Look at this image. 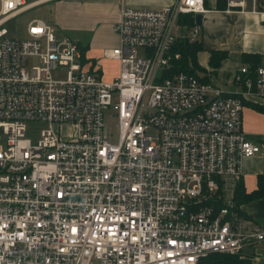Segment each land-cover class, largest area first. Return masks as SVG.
<instances>
[{
    "label": "built area",
    "instance_id": "obj_1",
    "mask_svg": "<svg viewBox=\"0 0 264 264\" xmlns=\"http://www.w3.org/2000/svg\"><path fill=\"white\" fill-rule=\"evenodd\" d=\"M39 4L0 0V264H255L247 248L264 229L235 194L241 160L262 151L243 130V97L264 98V65L235 73L238 94L166 76L177 40L200 34L196 20L182 31L181 16L206 10L175 0L122 7L120 46L104 53L120 74L105 81L44 19L26 39L9 35L7 23ZM59 66L66 79L53 78ZM30 121L47 123L37 141Z\"/></svg>",
    "mask_w": 264,
    "mask_h": 264
},
{
    "label": "crops",
    "instance_id": "obj_2",
    "mask_svg": "<svg viewBox=\"0 0 264 264\" xmlns=\"http://www.w3.org/2000/svg\"><path fill=\"white\" fill-rule=\"evenodd\" d=\"M49 5V18L59 36H68L80 47L78 60L83 69L113 81L120 74V62L105 56V50L120 46L114 24L120 18L122 7L135 9H161L175 0H29ZM42 2V3H41ZM244 10H228V0H205L198 42L202 48L196 58L200 69L196 76L222 88L226 93L238 94L242 87L234 76L244 65L255 68L264 65V3L258 1L254 11L253 0H246ZM38 5V6H39ZM187 15V14H184ZM181 18H183V16ZM193 15V14H190ZM194 16V15H193ZM196 20V18H195ZM187 32L191 27L180 21ZM243 130L246 136L258 143L262 151L241 160V180L247 194L259 187L264 176V98L258 95L243 97ZM243 217L264 229V195L239 205ZM255 264H264V241L247 248Z\"/></svg>",
    "mask_w": 264,
    "mask_h": 264
},
{
    "label": "trees",
    "instance_id": "obj_3",
    "mask_svg": "<svg viewBox=\"0 0 264 264\" xmlns=\"http://www.w3.org/2000/svg\"><path fill=\"white\" fill-rule=\"evenodd\" d=\"M181 23L187 25L188 27H192L195 25V16L187 14L181 18ZM202 48V45L195 41H189L185 39H178L176 44L173 47V52L180 53V57L178 59H174L172 61L171 67L165 71V75H173L178 72H187L193 75H197L196 71L200 69L197 62V52ZM264 195V176L259 178V187L258 189L250 194H247L244 190V185L242 182H239L236 188L235 200L237 205L239 206L243 202L257 198ZM240 211V210H239Z\"/></svg>",
    "mask_w": 264,
    "mask_h": 264
},
{
    "label": "rangeland",
    "instance_id": "obj_4",
    "mask_svg": "<svg viewBox=\"0 0 264 264\" xmlns=\"http://www.w3.org/2000/svg\"><path fill=\"white\" fill-rule=\"evenodd\" d=\"M49 18V5L43 4L36 6L23 12L18 17L12 19L7 23V28L9 30V35L14 38L26 39L28 38V25L34 19H48ZM59 39H68V36H59ZM52 76L55 79H66L68 76V71L66 67H57L52 71ZM47 127V123L44 121H30L27 123V137L34 141H37L40 137L41 130ZM74 130L70 126H64L62 128V134L64 137H69V135H74ZM114 142L117 138L113 139Z\"/></svg>",
    "mask_w": 264,
    "mask_h": 264
},
{
    "label": "water",
    "instance_id": "obj_5",
    "mask_svg": "<svg viewBox=\"0 0 264 264\" xmlns=\"http://www.w3.org/2000/svg\"><path fill=\"white\" fill-rule=\"evenodd\" d=\"M195 18H196V23L201 26L202 25V14L201 13H198L195 15Z\"/></svg>",
    "mask_w": 264,
    "mask_h": 264
}]
</instances>
